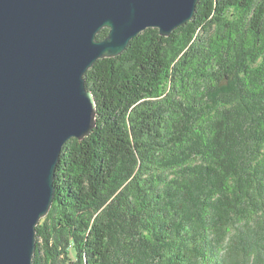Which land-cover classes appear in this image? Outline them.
I'll return each mask as SVG.
<instances>
[{"label": "trees", "instance_id": "obj_1", "mask_svg": "<svg viewBox=\"0 0 264 264\" xmlns=\"http://www.w3.org/2000/svg\"><path fill=\"white\" fill-rule=\"evenodd\" d=\"M126 49L85 75L96 127L63 146L34 264H264V0Z\"/></svg>", "mask_w": 264, "mask_h": 264}, {"label": "water", "instance_id": "obj_2", "mask_svg": "<svg viewBox=\"0 0 264 264\" xmlns=\"http://www.w3.org/2000/svg\"><path fill=\"white\" fill-rule=\"evenodd\" d=\"M199 2L0 0V264H34L63 146L96 127L87 72L148 29L171 36Z\"/></svg>", "mask_w": 264, "mask_h": 264}, {"label": "rangeland", "instance_id": "obj_3", "mask_svg": "<svg viewBox=\"0 0 264 264\" xmlns=\"http://www.w3.org/2000/svg\"><path fill=\"white\" fill-rule=\"evenodd\" d=\"M42 221V220H41ZM40 244L43 246L44 245V241L41 239L40 240ZM42 253L44 254V248L42 249ZM75 255L73 254V257H74Z\"/></svg>", "mask_w": 264, "mask_h": 264}]
</instances>
